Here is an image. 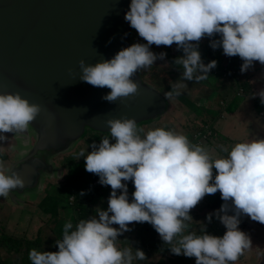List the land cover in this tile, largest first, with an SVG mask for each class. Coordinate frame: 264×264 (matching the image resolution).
<instances>
[{"label": "clouds", "instance_id": "9594fccd", "mask_svg": "<svg viewBox=\"0 0 264 264\" xmlns=\"http://www.w3.org/2000/svg\"><path fill=\"white\" fill-rule=\"evenodd\" d=\"M129 7L125 20L147 43H133L95 65L79 61L80 79L111 89L102 97L110 103L137 94L138 84L132 77L165 58L166 53L150 50L153 44H175L184 53L173 61L183 72L164 94L167 100L182 94L188 87L184 81L206 80L217 66L216 60L207 64L202 60L198 49L204 37L219 34L220 39L210 40L209 46L222 47L229 57L239 56L241 73L256 61L264 65V0H131ZM258 95L264 103V90ZM41 111V105L30 103L19 92L0 93V142L7 139L4 133H24ZM106 124L110 135L91 144V152L81 150L76 159L84 157L85 170L98 175L101 185L111 187L107 209L97 207L96 215L75 226L67 221L62 239L55 241L58 251L33 248L31 264L144 260L142 250L135 249L133 254L132 247L117 246V237L131 231L133 222L151 224L174 255L195 257V264H235L251 248L250 237L238 226L241 215L264 224V138L237 142L230 151L222 149L228 152L226 157L214 158L208 148L174 130L158 127L142 136L144 130L137 121L127 117L108 119ZM127 181L135 188L131 202ZM24 187L18 173L6 169L0 160V196L8 198L11 191ZM217 191L224 203L206 219L210 223L215 215L227 230L219 237L208 234L201 224L198 234L190 229V211Z\"/></svg>", "mask_w": 264, "mask_h": 264}, {"label": "water", "instance_id": "95a60500", "mask_svg": "<svg viewBox=\"0 0 264 264\" xmlns=\"http://www.w3.org/2000/svg\"><path fill=\"white\" fill-rule=\"evenodd\" d=\"M130 3L0 0V93L19 92L42 106L25 137H15L13 146L20 151H15V163L9 162L10 171L18 173L25 186H34L41 177L43 156L66 150L87 131L108 134V119L134 118L139 125L166 112V98L144 83L141 70L132 77L137 94L115 103L102 99L111 89L80 79L81 59L95 65L132 45V27L125 20ZM155 62L162 64L161 59Z\"/></svg>", "mask_w": 264, "mask_h": 264}, {"label": "rangeland", "instance_id": "374dc122", "mask_svg": "<svg viewBox=\"0 0 264 264\" xmlns=\"http://www.w3.org/2000/svg\"><path fill=\"white\" fill-rule=\"evenodd\" d=\"M212 39H216V36L211 38L204 37L199 43L198 50L200 51L203 49L204 52H208L209 49H211L209 45L210 40ZM130 41L131 44L147 43L133 28L131 31ZM150 49L155 50L157 54L161 52L166 53L163 60L167 63V67L163 64L154 62L152 67L142 69L140 76L144 83H147L150 87L164 96L165 93L171 90V83L176 82L182 76V67L175 65L173 61L175 58L183 56L184 53L182 49L178 50L175 44L170 47L163 45L156 46L153 44ZM213 51L216 52V61H223L225 58H229V56L223 53L222 47H218ZM201 57L204 58L203 53L201 54ZM235 58L238 59L241 66L243 64L242 59L239 56H236ZM223 67L224 66L221 65L220 68H218V72L221 73V76L210 71L211 75H209L206 80L200 82H196L195 80L184 81L188 87L182 91V94L179 97L168 100L166 99L168 107L164 114L155 119L139 123L138 127L144 130L141 135L143 136L149 130H153L158 127L174 130L185 135H191L196 132L199 127L208 124L214 134L213 136H215L214 131L216 129L214 130V127L216 126L215 123L218 118L216 120H214V118L219 117L217 114H220L219 108H221L223 110V112H221L223 115H220L219 118L224 116L223 119H220L223 120L224 126H226L228 121L232 119L229 122L233 125H238V134H240V132L251 133L254 131V133H256L255 138H264V119L262 116L264 110L262 112H260V110H254L251 106L252 104L250 103L251 98H245L243 96V94H246L245 91H242L240 95H237L239 93L237 91L235 93V97L230 100V98L225 96V94L219 95L216 89H212V83H216L222 76H224L225 72H223ZM252 67L253 68H250V70H253L251 72L252 74L250 73L251 76L254 75L252 78L251 76L241 73L240 67L239 78H236V80L242 81L243 79L248 80L251 78L255 81L258 78V73L264 70V65H261L258 61H256L253 63ZM231 83L232 81L230 84ZM202 87L212 90L209 97L206 99L200 97V91L203 92ZM229 88L232 90L234 89L232 86ZM221 102H223L224 105H221ZM229 106H232V109L229 108L230 111L235 112L234 117L226 115L227 112H229ZM210 115H212V117ZM253 121H256L258 126L255 127L252 125ZM4 135L7 139L0 142V160L4 162L6 169H10L9 162L14 164L15 160L18 158L16 157L17 155L15 151H20V149L16 148L15 145L13 146L11 144H14V141L17 140L15 137H17V135L19 136V134L10 132L4 133ZM21 135L23 138L25 137L24 133H21ZM106 135L110 134L87 131L81 139L71 143L66 150L53 151L50 152L49 155L45 157L43 156V161L45 162L46 167L42 170L41 177H39L34 186L26 185L18 192L14 191V196L8 198L0 196V259H2L4 263L13 264V262L16 261L18 264H21L19 262L26 264L27 261V263L29 262V264H31L29 258L24 261L20 260V255L23 252L24 245L20 248V253H16L11 248L17 243L20 245L21 242L23 244L25 241H34L36 239L38 229H40L41 235L46 233L45 238L47 240L50 237L53 239H62L63 229H61V234H59L58 231L51 232L50 229L53 228L54 224H46V217H39L36 215L40 214L45 207H47L46 212L49 213H52L55 207L57 208V211L61 209L63 212L69 214L72 212V214H75V210L78 205V207L82 210V214H88V218L96 215L94 210L97 207H100L103 210L107 209L108 198L112 191L111 187H109L107 191L89 188L84 191V195L76 196L74 188H72L71 185L67 186L64 182L65 177L72 174L77 175L79 183L88 180L92 173L85 170L84 157L76 159L77 154L81 150L91 152L92 148L90 145L93 143L99 144L100 139ZM229 136H236V133L230 132ZM211 138L210 141H213V139L216 138L215 140L217 144L216 147L213 146V149L216 150L220 157H226L228 155V152H225L222 149L227 148L230 151L234 146L232 144L233 138L228 137L225 140L222 135L214 137L213 139ZM215 174L216 171L213 169V175L215 176ZM125 183H127L128 186V194L135 191L132 181H127ZM218 196L221 197V193L219 191L212 195H206L193 209H191L190 215L193 218V221L189 222L191 230H197L199 234L200 226L203 224L206 225V232L208 234L219 237L224 235L227 229L219 221V219L215 217V215H213L210 223L206 219L209 213H214L216 210H219L221 205L224 203L222 200L219 204L213 205V202H216L219 199ZM51 197L55 200V203H53ZM70 197L75 198L73 203L69 201ZM16 198L21 201H18ZM70 205H73L74 212L72 211V207ZM229 214L231 215L233 212L230 211ZM30 217L32 218L29 222H27ZM75 218L73 220L74 226L78 223ZM83 219H85V217ZM240 220L241 223L238 227L250 237L252 246L249 250L245 251L242 256H240L235 264H252L255 262L257 257L255 251L257 249L264 251V224L253 221L247 215H241ZM61 224L64 226L63 221ZM112 226L116 228L119 227L118 225ZM129 228L131 231L124 232L122 235L117 237V246L121 249L125 247H132L133 254L135 253V249H140L145 253L146 259L134 260L133 264H195V257L189 258L184 255H174L169 249L170 245L163 242L160 235L151 224L147 222H133L129 225ZM43 238L44 237H41V242L43 241ZM27 248V253L33 249L32 246ZM46 249L40 247L38 251H58L57 246L55 248H50V250ZM164 249L168 250L167 258L163 257L162 250ZM0 264H2L1 261Z\"/></svg>", "mask_w": 264, "mask_h": 264}, {"label": "crops", "instance_id": "0c3cea01", "mask_svg": "<svg viewBox=\"0 0 264 264\" xmlns=\"http://www.w3.org/2000/svg\"><path fill=\"white\" fill-rule=\"evenodd\" d=\"M236 57V56H235ZM235 57H229V58H225L223 61H218V63H219V66L218 67H220L221 65H227V63L229 64V62H234V63H240L239 61H238V59L237 58H235ZM232 59H236V60H232ZM253 70H250L249 69V72L251 73ZM220 74V73H219ZM252 74V73H251ZM257 74V73H256ZM209 75H211L210 73H209ZM214 75V74H213ZM254 76V75H253ZM253 76H251V78L253 77ZM251 78H249L248 80H246V85H247V87H246V94L244 95L243 94V96L245 97V98H251V106L254 108V110H260V112H262L263 110H264V108H263V103L261 102V98H260V96L258 95V93L259 92H261L262 90H264V70H262L261 72H259L258 73V78L254 81V80H252ZM229 81V82H228ZM232 81V83L230 84V82ZM263 81V82H262ZM234 83V84H233ZM201 85V84H200ZM216 85H217V87H216ZM233 87L234 89L232 90V89H230L229 87ZM214 87V88H213ZM241 87L243 88V86H241V84H240V82H238L237 80H236V77H235V79L233 78V77H227V78H223V77H221V79L220 80H218L216 83H212V89H216V91H217V93H219V95H224L225 94V96H228L229 98H230V100L232 99V98H234L235 97V93L238 91V90H242V91H244L243 89H241ZM202 89H203V92H201L200 91V97L201 98H208L209 97V95H210V93H211V89L209 90L208 88H205V87H202ZM232 107V106H231ZM230 106L228 107V110H229V112H227V116H232V117H234V114H235V112L234 111H230V109L229 108H231ZM232 109V108H231ZM219 110H220V114H217V116H219L220 117V115H223L221 112H223V110L221 109V108H219ZM207 113V112H206ZM264 114V113H263ZM262 114V116H263V119H264V115ZM209 115V114H208ZM211 117H212V115H210ZM219 117H216V118H214V120H216L217 118V121H216V126L214 127V132H215V136H213L211 139H213L214 137H218V136H223L224 137V139L226 140V138H228V137H230V138H233V141H232V144L233 145H235V143H237V142H243V141H248V140H250V138L251 139H253V138H255V135H256V133H254V131H252L251 133H245V132H240V134H238V131L239 130H237V127H238V125H233L232 123H230L229 121H231V120H229L228 121V123L226 124V126H224L223 125V120H220V119H223L224 118V116L222 117V118H219ZM231 124V125H230ZM252 125H254L255 127L256 126H258V124L256 123V121H253L252 122ZM253 127V126H252ZM254 128V127H253ZM219 130V131H218ZM230 132H234V133H236V136H229V134H230ZM255 132H256V130H255ZM259 132V131H258ZM257 134H260V133H257ZM190 135V134H189ZM189 135H187V137L189 138L190 136ZM216 138H214L213 139V141L211 142L210 141V139H209V141L207 140L206 141V143L204 144V146L206 147V148H208L209 150H210V152H211V154H212V156L214 157V158H216V157H220L219 155H218V153L216 152V150L215 149H213V146H215L216 147V140H215ZM215 170V169H214ZM216 171V170H215ZM59 191V190H58ZM60 192V191H59ZM52 198V197H51ZM218 200L216 201V202H213V205H217V204H219V202H221L222 201V199H221V197L220 196H218ZM52 200H53V198H52ZM71 207H72V211L74 212V207H73V205H70ZM57 209V208H56ZM46 210H47V207H45V209L43 210V211H41V213L40 214H36L37 216H39V217H46L47 218V220H46V224L48 223L49 225L50 224H54V226H53V228L52 229H50V231L51 232H53V231H58V233L59 234H61V229H63V225L61 224V222L63 221L64 222V224L67 222V221H69V220H71L72 221V223H73V225H74V222H73V220H74V218H75V214H72V212H71V214H69V213H66V212H63L61 209H59L58 211L57 210H55V214H53V213H49V212H46ZM71 215V216H70ZM32 217H30L29 219H28V221L27 222H29L30 221V219H31ZM88 218V217H87ZM59 234H58V236H59ZM52 235V234H51ZM50 235V236H51ZM39 236V238H41V237H44L43 238V241H42V244H41V248L43 247V248H47L46 250H50V248H55L56 247V244H55V241L57 240L56 238L55 239H53L52 237H50L48 240L45 238L46 237V233H44L43 235H41L40 234V229H38L37 230V234H36V238ZM30 242V241H29ZM40 249V248H39ZM39 249H37V250H39ZM42 250V249H41ZM50 251H52V250H50ZM162 254H163V257L164 258H167V255H168V250L167 249H164V250H162Z\"/></svg>", "mask_w": 264, "mask_h": 264}, {"label": "trees", "instance_id": "16d2710c", "mask_svg": "<svg viewBox=\"0 0 264 264\" xmlns=\"http://www.w3.org/2000/svg\"><path fill=\"white\" fill-rule=\"evenodd\" d=\"M217 40V39H216ZM157 53V52H156ZM200 53L202 54H204V51H202V49L200 50ZM207 54H208V56H204V58H202V60H203V62H207L208 61V63L210 62V61H212V60H215V55H216V52H214L213 51V49L211 48V49H209V51L207 52ZM162 63H163V65L164 66H166L167 67V63L164 61V60H162ZM219 66V63H218V61H217V66L216 67H218ZM218 68H220V67H218ZM235 68V66L233 65V64H231V62H229V64H227V65H224V67H223V71L226 69V71H228V73L230 74L231 73V71L233 70ZM220 76H221V73L219 74ZM239 76V69H236V75L234 76V79H235V77L236 78H239L238 77ZM238 82H240V84H241V86H243V88L241 87V89H243L245 92H246V87H247V83H246V81H244V80H242V81H240V80H238ZM96 174H94V173H92L91 174V176L88 178V180H86V181H83L82 183H79V181H78V177H77V175L76 174H72V175H68V176H66L65 177V184L67 185V186H72V188H74V190L76 191V196H79L80 195V193L83 191H85V190H87L88 189V186L90 185V183L96 178ZM99 189V188H98ZM95 190V189H94ZM51 200H52V198H51ZM53 201V203H55L54 201V199L52 200ZM55 210H56V208L54 207V211L52 212L53 214H55ZM51 214V213H50ZM75 220H76V222H79L78 220H81V219H83L84 217H85V219L88 217V214H86L85 213V215L84 214H82V210H81V208H79L78 207V205H77V209L75 210ZM1 243V242H0ZM16 244V243H15ZM41 244H42V242H41V238H39V236L34 240V241H32V242H28V241H25V242H23V244H22V242H21V244L20 245H18V243L16 244V245H14V246H12V250L13 251H15L16 253H20V248L24 245V247H23V252L21 253V257H20V260H22V261H24V260H27L28 258H29V253H27V251H28V248L27 247H30V246H32L33 248H35V249H39L40 247H41ZM27 248V249H26ZM0 261H1V263L2 264H6V263H4L3 262V260L2 259H0ZM19 263H21L22 264V262H19ZM13 264H18L16 261H14L13 262ZM26 264H29V262L27 263V261H26Z\"/></svg>", "mask_w": 264, "mask_h": 264}, {"label": "built area", "instance_id": "2783aa9c", "mask_svg": "<svg viewBox=\"0 0 264 264\" xmlns=\"http://www.w3.org/2000/svg\"><path fill=\"white\" fill-rule=\"evenodd\" d=\"M213 73L215 74H219L220 72H218V67H215L214 69L211 70ZM224 76H222L223 78H227L229 73L228 71H226V69L223 71ZM232 72V71H231ZM238 94L240 95L242 93V90H238ZM221 105H224L223 102L220 103ZM214 134L212 133L211 127L208 126V124H205L201 127H199L197 129L196 132L192 133L190 135V137L188 138L190 140V142L194 143V144H199V145H203L206 143L207 140H209ZM110 186H106V185H101L99 183V176L97 175L96 178L90 183V185L88 186V189H102V190H108ZM69 201L71 203H73L75 201L74 197H70Z\"/></svg>", "mask_w": 264, "mask_h": 264}, {"label": "flooded vegetation", "instance_id": "af4514ba", "mask_svg": "<svg viewBox=\"0 0 264 264\" xmlns=\"http://www.w3.org/2000/svg\"><path fill=\"white\" fill-rule=\"evenodd\" d=\"M215 36H216V39L217 40L220 39L219 34H216ZM202 51H203V49H202ZM204 56H208L207 52H204ZM233 60H236V59H233ZM204 63L207 64L208 61L207 62H204ZM231 64H233L235 66V68L232 70V72L228 76L234 78V76L236 75V69H240L241 66H240V63L231 62ZM251 68H253V67H251ZM244 74L247 75V76H251L249 70H247L246 72H244ZM243 80L246 81L247 79H243ZM11 145H13V144H11ZM255 252H256L255 254L257 255V257H256L255 262L252 263V264H264V251L257 249Z\"/></svg>", "mask_w": 264, "mask_h": 264}]
</instances>
